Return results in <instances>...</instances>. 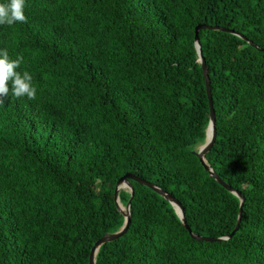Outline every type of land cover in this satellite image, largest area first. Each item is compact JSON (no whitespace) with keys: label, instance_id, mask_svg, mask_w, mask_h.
<instances>
[{"label":"trees","instance_id":"trees-1","mask_svg":"<svg viewBox=\"0 0 264 264\" xmlns=\"http://www.w3.org/2000/svg\"><path fill=\"white\" fill-rule=\"evenodd\" d=\"M25 15L0 25L37 89L0 104V264H87L123 220L125 170L172 193L190 232L221 237L192 236L127 178L128 226L94 264H264V0H26ZM199 22L232 29L197 34L215 127L204 157L241 201L194 152L208 121Z\"/></svg>","mask_w":264,"mask_h":264},{"label":"water","instance_id":"water-1","mask_svg":"<svg viewBox=\"0 0 264 264\" xmlns=\"http://www.w3.org/2000/svg\"><path fill=\"white\" fill-rule=\"evenodd\" d=\"M200 27H218V28H222V29H227V30H232L228 27H225L223 25H217V24H211V23H204V22H199L195 25L194 27V38H195V46H196V53H197V58L200 62V66H201V70H202V74L205 77V85H206V91H207V96H208V121L206 123V132H205V139L204 141L201 143L200 148L197 151H194L196 153V156L199 160V162L203 165V167L205 169H207L208 173L211 174L215 179H217L222 185H224L226 188L231 189L232 192L234 194H236L239 198L240 201L243 199L242 195L240 194V192L238 190H235L232 188V186L226 182L224 179L220 178L214 171L213 169L208 165L204 155H206V152L211 148L214 138H215V127L213 126V119H214V112H213V107H212V98H211V93H210V84H209V77L207 75V70H206V66L203 60L202 55L200 54L201 48H200V44L198 42V30L200 29ZM238 35H240L239 33H236ZM241 36V35H240ZM127 178L133 179L139 183L145 184L148 187H151L152 189L158 191L160 194H162L163 196L167 197L173 204H174V210L177 213L182 225L186 228V230L194 237L196 238H215V237H221V236H208V235H196L193 234L192 232H190L189 227L187 226V224L184 222V218L182 216L183 213V209H182V205L180 204V201L170 192L166 191L165 189H163L162 187L158 186L157 184H155L154 182H152L151 180H145L131 172H128V170L123 171L120 175H118L115 178V182H114V186H113V197H114V201H115V206L119 209V211L122 213L123 215V220L121 222V224L119 225V227L113 231H107L104 232L102 235H100L98 237L97 240H95V242L93 243V245L90 248L89 251V256H87V264H94L93 262V257L95 256L96 250L98 248V246L109 239H113L115 237L120 236L122 233H124V230L127 228L128 226V205L130 203V199H127L125 205H123V208L120 206L121 204L118 203L119 201V197H118V190H119V186H126L128 187V189L130 190V193H133V188L131 186V184L129 183V181L127 180ZM240 207H241V203L238 207V211H237V219L240 213ZM238 220H236L237 222ZM237 224V223H236ZM233 227L232 231L235 229L236 227Z\"/></svg>","mask_w":264,"mask_h":264},{"label":"clouds","instance_id":"clouds-1","mask_svg":"<svg viewBox=\"0 0 264 264\" xmlns=\"http://www.w3.org/2000/svg\"><path fill=\"white\" fill-rule=\"evenodd\" d=\"M25 7L26 0L0 2V25L26 23ZM22 62L23 56L13 59L6 48L0 49V104L5 103L9 93L16 98H36L37 89L32 83V75L27 70L18 71Z\"/></svg>","mask_w":264,"mask_h":264},{"label":"bare ground","instance_id":"bare-ground-1","mask_svg":"<svg viewBox=\"0 0 264 264\" xmlns=\"http://www.w3.org/2000/svg\"><path fill=\"white\" fill-rule=\"evenodd\" d=\"M122 185L119 186V188L121 187ZM119 204H122L120 201H118ZM122 208H123V204L120 205Z\"/></svg>","mask_w":264,"mask_h":264},{"label":"rangeland","instance_id":"rangeland-1","mask_svg":"<svg viewBox=\"0 0 264 264\" xmlns=\"http://www.w3.org/2000/svg\"><path fill=\"white\" fill-rule=\"evenodd\" d=\"M200 146H201V145H198V146H197V147H198L197 150L200 148Z\"/></svg>","mask_w":264,"mask_h":264}]
</instances>
